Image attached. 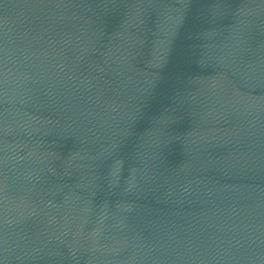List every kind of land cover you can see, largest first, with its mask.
<instances>
[{
	"label": "water",
	"instance_id": "obj_1",
	"mask_svg": "<svg viewBox=\"0 0 264 264\" xmlns=\"http://www.w3.org/2000/svg\"><path fill=\"white\" fill-rule=\"evenodd\" d=\"M0 264H264V0H0Z\"/></svg>",
	"mask_w": 264,
	"mask_h": 264
}]
</instances>
